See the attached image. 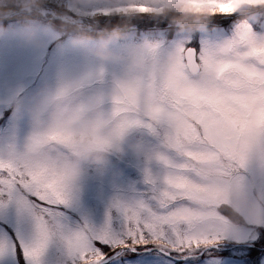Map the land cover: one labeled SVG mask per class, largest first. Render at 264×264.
I'll use <instances>...</instances> for the list:
<instances>
[{"label":"rangeland","instance_id":"1","mask_svg":"<svg viewBox=\"0 0 264 264\" xmlns=\"http://www.w3.org/2000/svg\"><path fill=\"white\" fill-rule=\"evenodd\" d=\"M13 2L16 11L9 4ZM120 3L121 0H35L34 3L32 0H0V17L11 22L54 19L60 27L70 28L73 32H100L105 29L101 32L105 34L115 30L116 33L152 31L139 26V22L147 18L156 22L166 20L177 30L175 40H169L165 30L155 35L132 32L123 37L122 42L115 38L97 41L68 38L50 51V46L59 39V34L50 27L0 24V159H16L24 151L29 138L48 126L55 97L62 90V102L66 105L111 116L116 84L131 71L125 57L144 45L170 47L195 40L198 49L203 45L212 48L231 40L245 25H251L257 38H264V7L238 10L227 24L211 17L203 25L182 27L176 24L177 14L172 11L102 14L104 9ZM32 4H36L37 11L19 9L22 5ZM42 9L47 12L42 14ZM169 17L174 21L168 20ZM102 46L112 53L111 59L104 60L96 55ZM240 108L243 115H238L227 105L214 106L217 118L195 109L184 112L178 122L179 134L188 138L202 132L211 149L229 150L238 138L245 137L254 127H264V95L240 102ZM148 124L145 119L128 127L123 140L112 149L105 162L85 166L81 175L72 182L67 202L54 210V222L50 225L52 235L38 264H73L74 258L69 255L61 233L75 232L82 225L100 229L110 223L115 233H122L126 222L115 206L117 203L126 206L143 204L154 212L163 211L157 195L169 165L185 162L190 169L200 170L204 165L199 161H208L215 156L209 150L185 161L180 153L167 146L166 127L160 124L149 127ZM185 174L189 177L184 184L185 192L202 194L205 190L201 185L205 181L193 171ZM236 175L245 201L264 207V162L253 156L246 168ZM34 200L27 190L19 189L11 198H0V264H33L25 249L32 247L37 236L35 217L39 204ZM231 214L235 215L234 212ZM238 222L242 232L227 233L219 248L187 253L165 251L191 260L182 264H227L233 257L247 256V250L254 245L251 238L255 232L244 225L242 218ZM154 248L160 249L153 244L137 246L135 251L121 253L118 259L122 264H140L141 257H147V264H177ZM125 256L136 259H125ZM112 259H117L115 252ZM258 264H264V256Z\"/></svg>","mask_w":264,"mask_h":264},{"label":"snow or ice","instance_id":"2","mask_svg":"<svg viewBox=\"0 0 264 264\" xmlns=\"http://www.w3.org/2000/svg\"><path fill=\"white\" fill-rule=\"evenodd\" d=\"M264 7V0H121L103 15L111 12L127 14H160L168 11L176 14L209 15L227 24L238 9ZM229 19H221V18ZM144 29H163L169 40L176 28L168 21L156 22L145 18L139 22ZM131 54L148 61L141 69H131L125 79L117 82L112 95L113 115L123 121L122 130L143 120L166 127L167 146L180 153L185 161L206 151L215 156L199 161L203 169H190L187 163L169 165L157 200L161 212L146 209L143 204L115 206L125 218V230L117 234L110 223L95 229L80 226L75 232L61 233L73 264H122L121 253L135 251L137 246L153 244L172 252H195L218 246L227 233L242 232L243 219L255 236V247L247 256L233 257L227 264H257L264 256V207L255 204L247 208L240 180L236 173L246 168L253 156L264 162V127H254L245 137L238 138L229 150L211 149L203 139V133L183 138L179 134V119H167L166 114L184 113L193 109L204 111L217 118L214 106L227 105L238 115H243L240 102L264 95V38H257L251 25H245L223 45L216 47L195 45V40L166 47L163 44H147ZM167 61V65L164 62ZM127 82V83H125ZM145 88L153 97L150 102L141 99L136 87ZM60 94H64L63 90ZM193 171L205 183L202 194L191 195L184 190L189 181L185 174ZM73 180L53 177L48 171L41 174L22 168L17 159H0V198H11L17 189L27 190L38 202L37 236L26 256L38 264L52 231L55 209L67 202L68 190ZM196 183V181H192ZM234 212L235 215H225ZM119 249L120 252H116ZM117 259H112L113 253ZM125 259L135 260V257ZM147 264V257L140 258Z\"/></svg>","mask_w":264,"mask_h":264},{"label":"clouds","instance_id":"3","mask_svg":"<svg viewBox=\"0 0 264 264\" xmlns=\"http://www.w3.org/2000/svg\"><path fill=\"white\" fill-rule=\"evenodd\" d=\"M241 9L243 7L238 10ZM210 18L209 15L189 17L177 14L176 24L182 27H195L205 24ZM96 55L104 60L112 58V53L104 46L98 49ZM125 59L131 69H141L149 63L138 59L134 54ZM164 65H167V61ZM134 87L145 102L153 99L145 88L138 85ZM116 90L118 89L115 88L114 91ZM62 96L63 94L58 93L55 97L48 126L29 138L24 151L16 159L26 170L37 174L48 171L55 178L74 181L81 175L85 166L105 162L112 149L123 140L127 128L122 130L123 121L118 120L113 114L105 116L98 112H85L63 103ZM183 114L172 112L166 114V118L180 120ZM245 204L249 209L255 207L250 201H245Z\"/></svg>","mask_w":264,"mask_h":264},{"label":"trees","instance_id":"4","mask_svg":"<svg viewBox=\"0 0 264 264\" xmlns=\"http://www.w3.org/2000/svg\"><path fill=\"white\" fill-rule=\"evenodd\" d=\"M168 20H172V21H174V19H173V17H169V18H167ZM129 22H127V23H123L122 25H126V24H128ZM76 33H81L80 31H76ZM83 34H86V35H90V34H87V32L86 33H83ZM232 213V212H231ZM228 214V213H227Z\"/></svg>","mask_w":264,"mask_h":264}]
</instances>
